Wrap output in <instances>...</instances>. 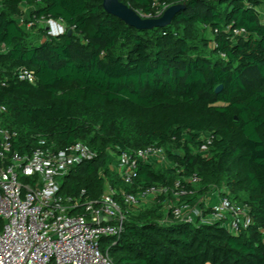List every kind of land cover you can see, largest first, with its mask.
Wrapping results in <instances>:
<instances>
[{
  "label": "trees",
  "instance_id": "obj_1",
  "mask_svg": "<svg viewBox=\"0 0 264 264\" xmlns=\"http://www.w3.org/2000/svg\"><path fill=\"white\" fill-rule=\"evenodd\" d=\"M119 1L144 18L184 7L168 26L139 31L106 14L102 0H0V129L15 133L11 151L30 154L42 142L58 152L86 143L95 157L63 177L60 195L97 201L108 182L124 212L123 192L199 178L178 202L168 193L152 207L127 211L122 235L101 242L114 264H264L261 3ZM46 19L74 30L49 37L38 27ZM36 28L43 40L28 43ZM20 70L33 72L34 83L20 80ZM149 146L163 148L176 167L139 163L131 185L110 170V154ZM222 186L253 222L237 235L217 222L182 223L162 211L169 200L194 206Z\"/></svg>",
  "mask_w": 264,
  "mask_h": 264
},
{
  "label": "built area",
  "instance_id": "obj_2",
  "mask_svg": "<svg viewBox=\"0 0 264 264\" xmlns=\"http://www.w3.org/2000/svg\"><path fill=\"white\" fill-rule=\"evenodd\" d=\"M257 13L264 21V7L259 5ZM38 24L43 26L49 37H59L74 30L61 19L41 20ZM31 27L32 24L28 23L27 28ZM234 35L246 36L243 30H235ZM18 78L29 83L35 81L33 72L27 70H20ZM0 85H4L1 79ZM14 136V132L0 129V264H114L108 248L103 250L101 242L107 238L118 239L122 235L127 211L140 200H155L168 193L178 202L191 193L190 187L199 182V178L193 175L182 181L176 180L171 189L154 184L137 195L123 192L121 199L127 207L124 212L108 182H105L104 191L97 201L84 198L83 193L80 197L60 195L63 177L73 167L95 157L86 143L78 142L63 151L54 152L43 148L44 143L41 142L30 154H19L11 151L10 141ZM201 140L204 146H208L211 137ZM110 155V170L126 185L133 183L139 163L166 169L176 167L168 161L165 150L158 147L123 149ZM208 194L217 202L205 209L200 208L205 196L194 206L178 205L170 200L164 206L177 222H217L233 235L253 224L249 209L232 200L224 186ZM100 218H109L110 222L100 221ZM259 232L264 236V228Z\"/></svg>",
  "mask_w": 264,
  "mask_h": 264
},
{
  "label": "water",
  "instance_id": "obj_3",
  "mask_svg": "<svg viewBox=\"0 0 264 264\" xmlns=\"http://www.w3.org/2000/svg\"><path fill=\"white\" fill-rule=\"evenodd\" d=\"M184 7V4L172 5L164 10L161 16L156 18H144L119 0H102V8L106 14L118 18L126 26L139 31L163 28L168 26L174 15ZM71 33L69 32L68 35ZM221 87H218V92ZM100 221L110 222L109 218H100Z\"/></svg>",
  "mask_w": 264,
  "mask_h": 264
},
{
  "label": "rangeland",
  "instance_id": "obj_4",
  "mask_svg": "<svg viewBox=\"0 0 264 264\" xmlns=\"http://www.w3.org/2000/svg\"><path fill=\"white\" fill-rule=\"evenodd\" d=\"M22 10L25 13V15L27 16L30 9L25 4H23L22 5ZM38 25H39L38 26L39 28L43 29V26L42 25H40V24H38ZM37 30L38 29L36 28L33 31H29L28 37H27L28 43L37 44V43H39V42H41L43 40L42 37L39 36V33L37 32ZM159 168L166 170V168H162V167H159ZM203 197L204 196H202V198ZM155 201L156 200H154L153 198H147V199L140 200L139 203L136 204L131 209V211L133 212V211H137L139 209H146V208L152 207L155 204ZM162 211L164 213L167 212V208L165 206H163Z\"/></svg>",
  "mask_w": 264,
  "mask_h": 264
},
{
  "label": "crops",
  "instance_id": "obj_5",
  "mask_svg": "<svg viewBox=\"0 0 264 264\" xmlns=\"http://www.w3.org/2000/svg\"><path fill=\"white\" fill-rule=\"evenodd\" d=\"M261 7H264V2L260 4ZM217 202V199L215 197H210L209 194H206L204 197V200L201 201L200 203V208L205 209L206 207H211L215 205ZM166 223H170V220L167 218L165 219Z\"/></svg>",
  "mask_w": 264,
  "mask_h": 264
}]
</instances>
